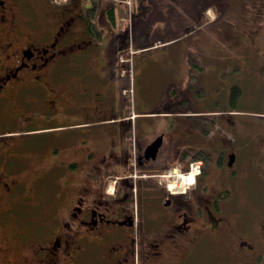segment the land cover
<instances>
[{"label": "flooded vegetation", "instance_id": "obj_1", "mask_svg": "<svg viewBox=\"0 0 264 264\" xmlns=\"http://www.w3.org/2000/svg\"><path fill=\"white\" fill-rule=\"evenodd\" d=\"M82 2L0 0V124L15 125L0 129V264H264V131L244 128L230 93L212 115L187 88L130 112L85 35L81 66L66 64ZM60 117L93 128L40 138ZM194 156V183L171 192L169 172ZM41 170L57 189L38 195Z\"/></svg>", "mask_w": 264, "mask_h": 264}, {"label": "rangeland", "instance_id": "obj_2", "mask_svg": "<svg viewBox=\"0 0 264 264\" xmlns=\"http://www.w3.org/2000/svg\"><path fill=\"white\" fill-rule=\"evenodd\" d=\"M56 1L63 2V0ZM159 1H152L151 6H153V9L151 11L153 13H149L147 17L149 20L160 19L163 16V21L167 22L168 18H170V23H177V25L178 23L186 24L188 32L190 30L194 31V35L188 39L186 55V73L190 75V79L187 77L188 87L186 88L190 95L196 96L195 89L197 91L200 90L198 73L202 68L198 63L202 65L206 62L200 50L204 51L207 46H210L206 35L208 37L212 36L213 50L216 54L218 53L219 57L216 60L213 59L206 62L209 67L207 69L213 68L220 71L219 67L221 68V66L219 65L224 63L225 68L222 71L229 69L230 71H227L226 76L219 77L218 87H212L211 82L209 83L210 88L207 87V90L210 89L214 92L210 95L209 99L212 100L208 104L211 106L225 104L229 93H231L230 87L236 85L240 91H237L235 95L240 100L235 110H239L238 113L243 118L242 125L245 124L247 127L244 128L251 131L252 134L256 132L258 135L260 129L264 131V0H176L180 1V11L168 10L170 11L168 13V11L163 10L162 14L160 12L156 14V10L164 9L165 6V3H159ZM141 2L142 0L139 2L137 0H118V3L122 4L121 8L123 9H120V7L115 8L117 18L115 29L119 33L127 29V35H120V37H125L124 40L121 41V39L117 38L118 40L111 44L106 59L104 46L92 44L93 47L90 46L88 50L91 58H97L98 64L96 63L94 67L97 66L96 68L99 72L108 68L115 69L116 73L123 78L117 77L119 75L114 76L117 79L115 92L124 100L130 112L135 110L134 105H147L155 98L156 100L162 99V91L165 88L163 86L164 77L161 73L158 72L156 74L153 70L145 71L144 74L146 76L142 77L138 69L139 62L144 59V56L141 53H137V50L135 51L136 45L144 43L149 46L153 45L155 40L153 38L157 37L156 34L151 33L149 40L144 39L146 42L143 39L141 41L138 40L137 33L134 31V23H138L142 18L140 15H136V4L138 3L139 9ZM172 2L174 3V0ZM37 13V19H43V16L46 17L47 15L43 8L37 9ZM97 21L101 22L102 19L98 17ZM206 22L212 24L206 25ZM122 45L127 50L120 53L119 49ZM131 51H135V54H132ZM64 57L66 58V64L69 59V64L75 61L74 68L81 66L80 58L82 56L79 54L77 47H75V51L69 50ZM156 77L158 78L156 79ZM119 80H122L121 86L118 84ZM181 89L182 91L184 90L182 87ZM225 91L226 97H224ZM214 99H218V101L214 102ZM60 119L59 122L53 119L47 125L62 126L53 127L50 133L40 134L39 137L43 139L51 138L53 133L61 132L69 138L80 140L81 132L90 131L93 128V125L78 123L82 121L78 117H60ZM0 129L12 130L15 129V125L11 122L2 123L0 124ZM82 136H85V133ZM248 147L254 148L252 140L248 142ZM4 151H6V146L0 148V154H5L6 152ZM82 157V154H79V157L66 159L67 161L65 162L75 160L82 163ZM40 162L45 164V161ZM65 168L66 163L58 168L59 172L61 173V170H65ZM41 171L40 173L43 175L44 180H42V188L39 189L41 192H37L38 195H43L45 190H56L57 188H54L56 187L55 183L52 186L51 181L45 179L47 173L43 172V170ZM30 176L31 172L30 174L26 173V177ZM51 178L56 182L54 174H52ZM46 182L48 186L44 184ZM47 211V209H43L44 214ZM11 249L15 248L12 247ZM20 259L24 258L20 257ZM134 264H142V262L135 261ZM193 264L203 263L196 262Z\"/></svg>", "mask_w": 264, "mask_h": 264}, {"label": "crops", "instance_id": "obj_3", "mask_svg": "<svg viewBox=\"0 0 264 264\" xmlns=\"http://www.w3.org/2000/svg\"><path fill=\"white\" fill-rule=\"evenodd\" d=\"M93 1L95 0H83L79 8L84 11L86 7L91 8L94 4H96L92 9L93 11L89 12V20L91 18L93 20L96 18V23H73L72 30L74 34H72L70 38L73 40L74 47H76L75 44L82 34L85 35V37L95 46H104L103 49L106 59L109 47L115 40H118L117 38L119 33L115 29L117 21L115 8L120 7V3H118V0H96V3ZM152 1L153 0H142L139 9L136 4V15L138 14L142 17L138 23H134V31L137 33L138 40H149L151 33L156 34L157 36L156 38H153V40H155L153 41V45L150 47L147 43L136 45L137 53H141V55L144 56V59L139 62L138 69L142 77L146 76V74H144L145 71L151 70H153L156 74L158 72L161 73L164 77L163 86H165V88L162 91V99L156 100L155 98L153 101L169 100L174 103L180 102L183 100V96L180 95L182 90L181 87L185 89L188 86V79H190V75L186 73V55L188 50L187 42L188 39L194 35V31L190 30L188 32L186 24L178 23L177 25V23H170V18H168L167 22L163 21V16H161L160 19L149 20V18H147L149 13H153V11H151V9H153V6H151ZM179 2L180 1L176 0H174V3L172 0H160L159 3H165V6L164 9L156 10V14L159 12L162 14L163 10L180 11ZM72 9L78 10L75 6H72ZM170 11H168V13ZM98 17L102 19L101 22L97 21ZM210 22H206L205 24H212ZM96 33H100V35L98 36ZM206 37L208 38L207 41L210 43V46H207L204 51L200 50V53H202L203 59L206 62H209V60H216L219 55L213 50L212 36L208 37L206 35ZM206 62L202 65L198 63V65L202 68L198 73L199 86L200 89L203 88V90L196 91L195 89L197 95L193 96V98L207 103L212 100L209 98L214 92L210 89L207 90V87L210 88V82L212 87H218V79L223 71H219L217 69L214 70L213 68H210V70L207 69L209 67ZM80 63H82L81 59ZM74 65L75 61L70 63V67L74 68ZM157 78L158 77H156V79ZM144 81H146V79H144ZM205 90L209 92L207 93ZM224 97H226L225 92ZM217 100L218 99H214L213 101L216 102ZM209 106L210 108L208 109V113L212 115L214 109L211 105ZM168 117L169 119L174 120L177 116L170 113Z\"/></svg>", "mask_w": 264, "mask_h": 264}, {"label": "built area", "instance_id": "obj_4", "mask_svg": "<svg viewBox=\"0 0 264 264\" xmlns=\"http://www.w3.org/2000/svg\"><path fill=\"white\" fill-rule=\"evenodd\" d=\"M199 170V162L190 163L189 171L187 173L176 172V170L174 169V172L176 173L169 174L171 180L167 184L168 188L170 189V191H173L179 185L186 186L191 178L199 172Z\"/></svg>", "mask_w": 264, "mask_h": 264}, {"label": "trees", "instance_id": "obj_5", "mask_svg": "<svg viewBox=\"0 0 264 264\" xmlns=\"http://www.w3.org/2000/svg\"><path fill=\"white\" fill-rule=\"evenodd\" d=\"M137 1L139 2L141 0H137ZM137 5H138V3H137ZM140 6L141 5H139V8H140ZM237 91H238V89L236 87L232 88L231 93H230L231 94V99H233L235 97V94H236ZM199 158H200L199 156L190 157V158H188V161H190V160H197ZM186 168H187V165L183 169L185 170Z\"/></svg>", "mask_w": 264, "mask_h": 264}, {"label": "water", "instance_id": "obj_6", "mask_svg": "<svg viewBox=\"0 0 264 264\" xmlns=\"http://www.w3.org/2000/svg\"><path fill=\"white\" fill-rule=\"evenodd\" d=\"M157 146H155V148H156Z\"/></svg>", "mask_w": 264, "mask_h": 264}, {"label": "bare ground", "instance_id": "obj_7", "mask_svg": "<svg viewBox=\"0 0 264 264\" xmlns=\"http://www.w3.org/2000/svg\"><path fill=\"white\" fill-rule=\"evenodd\" d=\"M190 182V181H189Z\"/></svg>", "mask_w": 264, "mask_h": 264}]
</instances>
